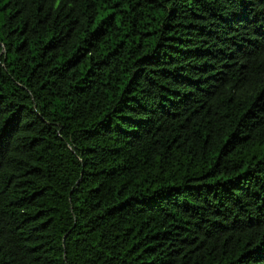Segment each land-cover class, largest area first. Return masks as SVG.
<instances>
[{
    "label": "trees",
    "instance_id": "1",
    "mask_svg": "<svg viewBox=\"0 0 264 264\" xmlns=\"http://www.w3.org/2000/svg\"><path fill=\"white\" fill-rule=\"evenodd\" d=\"M0 264H264V0H0Z\"/></svg>",
    "mask_w": 264,
    "mask_h": 264
}]
</instances>
